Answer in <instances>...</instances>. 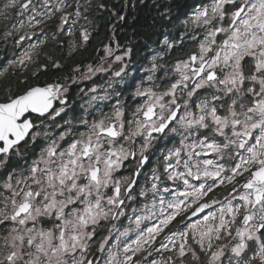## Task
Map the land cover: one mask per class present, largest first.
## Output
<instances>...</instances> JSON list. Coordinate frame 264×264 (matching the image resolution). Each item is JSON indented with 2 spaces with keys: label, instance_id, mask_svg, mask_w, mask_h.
Instances as JSON below:
<instances>
[{
  "label": "snow or ice",
  "instance_id": "snow-or-ice-1",
  "mask_svg": "<svg viewBox=\"0 0 264 264\" xmlns=\"http://www.w3.org/2000/svg\"><path fill=\"white\" fill-rule=\"evenodd\" d=\"M0 8L16 18L4 38L22 49L10 65L22 71L36 63L33 77L49 67L39 59L44 41L26 48L23 42L44 30L25 28L58 19L53 38L72 36L79 26L80 40L90 39L92 0H4ZM159 15L171 22L170 8ZM174 27L183 29L180 39L165 38L139 80L125 63L132 48L115 55L118 42L104 45L119 64L109 87L113 77L117 87H132L131 104L123 89L90 97L89 105L114 99L103 106L109 112L82 107L83 115L56 123L69 107V81L107 72L103 67L86 65L89 76L79 80L3 88L0 264H185L189 256L192 264H264V0H206ZM189 39L194 48L161 63ZM69 48L76 51L77 42ZM51 66L61 68L59 61ZM7 73L3 68L0 77ZM49 125L53 131L45 130ZM12 161L24 163L9 170ZM128 161L135 170L120 177ZM142 175L150 187L138 195L152 199L135 216V229L120 232L112 223L92 251L101 223L126 215Z\"/></svg>",
  "mask_w": 264,
  "mask_h": 264
},
{
  "label": "flooded vegetation",
  "instance_id": "flooded-vegetation-1",
  "mask_svg": "<svg viewBox=\"0 0 264 264\" xmlns=\"http://www.w3.org/2000/svg\"><path fill=\"white\" fill-rule=\"evenodd\" d=\"M141 0H96L95 2L92 1L93 4V10L89 14V21H91V24L89 27V32L91 33L90 39L88 42H83L79 38V32L80 29H75V32L72 36L64 34L57 35L54 39L50 40L51 37L49 35H45L49 40L42 46L40 45L38 47V51L41 52L40 61L44 63H48L49 67L47 70H43L40 73H38L36 76H31V73L29 70L25 71H17L13 72V70L8 71V73L4 77H0V96H2V90L7 85H11L13 89H17L19 87L20 90H23L24 88L28 86L33 85H43L44 83H51L57 79V77H60L63 81L64 79L68 77H73L75 80H79V78L84 76H89L88 69L86 65H92L95 67H107L108 71L110 72V62L114 61L113 57H107L106 52L103 51L104 45H110L111 47L115 48L116 43L118 42L122 47L121 49H118L115 53V55L122 54L123 50L127 47L132 48V54L130 57V62L128 59L125 60V63H129V72L139 73V68L142 65V63H149L145 62L146 56H149V60L153 52H157L158 50H163L165 48V45L162 44L163 40L167 38L170 42L175 41L174 38L171 36L170 29H167L168 31L164 30V33L162 34L161 38L158 41H146L144 46L141 44V38L136 36L134 33V29L131 28L132 23L131 20L137 18L132 17V7L134 4V13L137 14V10L139 9V3ZM104 4V9H99L96 7V5ZM114 13L122 15L125 17L124 20H117L116 15ZM115 29L113 32L112 29ZM183 30V29H182ZM46 32L52 34L57 31V29H46ZM180 36L178 37L179 40ZM75 40L77 42V48L76 51L70 53L69 48V42ZM14 42L13 38L12 41ZM26 42V41H25ZM23 42V43H25ZM185 44H189L190 49L194 48V45L191 43L190 39L184 41V48L179 49V52L184 51L186 52L188 48L185 46ZM143 46V47H142ZM10 47V46H7ZM13 47V46H11ZM142 47V48H141ZM145 47V49H143ZM19 48V47H18ZM187 48V50H186ZM143 49V51H141ZM81 52L86 53L84 57H82L81 60H79V54ZM47 54L48 57H51V60H48L45 56ZM3 55V50L0 47V57ZM170 54H165V60H162L161 63H167L170 65L174 59ZM179 56V55H178ZM101 57H104L105 59H101ZM171 58V59H170ZM59 61L61 68L57 70L55 67H52L51 65ZM77 65H79V70L77 72H72V69L76 68ZM110 77V74L108 72H97L94 75H90V78L79 80L78 84H73L72 81H69L72 86L69 88V94H68V100H69V107L66 114H63V119H57L56 123L62 124L63 120L72 119L76 116H81L83 113L80 111L82 107L86 108L87 111L91 112L94 109H96V106L89 105L85 102L88 98V89L92 87L100 86L104 83L108 84V78ZM27 78L28 83L24 84L23 81ZM128 85H133L135 81H127ZM85 89L86 94H79L80 89ZM124 91L123 98H129V94L127 91L131 90V86H126L124 84V88H122ZM110 90V87H107V91ZM121 89H119L120 91ZM96 92V91H95ZM59 106V105H57ZM98 110V109H96ZM47 131H53L52 126L49 125L45 129ZM61 129L54 130V134H58ZM170 145V143H169ZM43 144H39L36 147V154L39 153L40 147H42ZM31 158H35V156H32ZM155 162V158H153V163ZM24 161H12L9 165V170H11L12 167H18L19 165H22ZM153 163H150L145 168V173L148 171L149 166H151ZM135 170V162L134 161H128L125 165V168L120 171L119 176L120 177H128L132 174V171ZM3 174V173H0ZM144 179V175H142L139 178V184L136 188V190L133 192V199L126 200V205L124 211L127 214V210L134 207L137 203V191L142 183V180ZM222 191V189L220 190ZM123 217H120V222L123 221ZM119 221H105L102 222L99 228V235L96 237V241H99L103 238V236L107 235V229L110 224L116 223L118 224ZM3 233L0 232V235ZM92 251H96L94 247L92 248Z\"/></svg>",
  "mask_w": 264,
  "mask_h": 264
},
{
  "label": "rangeland",
  "instance_id": "rangeland-1",
  "mask_svg": "<svg viewBox=\"0 0 264 264\" xmlns=\"http://www.w3.org/2000/svg\"><path fill=\"white\" fill-rule=\"evenodd\" d=\"M92 1L95 2L96 0H92ZM3 2H4V0H0V5H2ZM21 2H22V0H21ZM2 10L3 9L0 8V11H2ZM8 11H9V16L8 17H4V16L0 15V47L3 50V55H2V57H0V70H2L5 67H8V71L13 70V72H17L16 71V67L15 66H11L10 62L15 60L20 55V52L22 51V49L20 47L18 48V46L14 42H12V43L10 42V40L12 41V38L5 39L4 36H3L4 31L11 30L12 24L9 23L8 21L11 20V21L15 22V19H16L14 14H13V12H12V10H8ZM58 22H59L58 19H54L53 21H48L45 24H41V25H39L38 27H35V28H25L24 31H27V32L35 31L37 33H40V29L42 28L44 30V34L43 35H39L38 37H34L31 41H27L26 40V42L23 43L24 47L26 48L28 43H38V40H43L44 44H45L47 41H49V40H46L48 38L45 35H49L51 37L50 40L54 39L53 38V33L50 34V33L46 32L45 30L46 29H52V30L56 29L55 25L58 24ZM81 23H84V22H81ZM77 29H80V27L77 26ZM20 34H23V33L21 32ZM7 46H10V47H7ZM11 46H13V47H11ZM158 51H160V50H158ZM154 54H155V52H153L152 55H154ZM149 61H150L149 60V56H146L145 62H149ZM110 65L112 66L110 68V72L109 71H107V72L110 74V77H111L112 76V72L118 70L119 64L118 63H113V61H112V62H110ZM147 67H149V63H142V65L139 68V73L140 74H138V73L134 74L132 71L130 72V74L135 76L136 79L139 80L141 78V76L143 75V69H146ZM36 68H37V64L36 63H29L26 66V68L23 69V71L29 70V72L32 73V72H34L36 70ZM105 69H108V68L105 67ZM110 77L108 78V84L104 83V84H102L100 86H97L96 87V92H88V98H87V100H85V102L87 104H89L88 101H89L90 97H92V96H102L106 92L107 93H112V89L113 88H116L117 91H119V89L124 88V84H121L119 87H117L116 86V79L117 78L113 77L111 79L112 87H110V90L107 91V87H109ZM131 91H132V87H131L130 91H127L128 94ZM122 99L127 101L128 104H131V102H132L130 98H123L122 97ZM112 103H115L114 99L111 100V101H93L90 105L96 106L97 104H99V105H101V107H103L105 104H112ZM98 111L99 110H97V112ZM103 111L104 112H109L110 109L107 108V107H103ZM169 146H171V144ZM155 166L156 165H155V162H154L151 166H149L148 171L146 172V174L150 175V171L149 170L151 168L155 167ZM145 187H150V183H146L145 176H144V179L142 180V183L140 184L137 192H139V190L141 188H145ZM220 190L221 189H217L218 192H220ZM151 199H152V194L151 193H148V199H145L144 197H140L138 195V193H137V203H136V205L134 207H132L131 209H128L126 211L127 214L123 217V221H121V222L119 221L118 222V224H117L118 231L123 232L125 229H135V224H134L135 216L144 214L143 211H142L143 206L146 203L147 204H151ZM145 223H149V221H145ZM174 224H175V222H174ZM110 225H109V227H110ZM143 226L144 225L142 224L141 227H143ZM128 235L130 237L134 238L135 233H134V231H129ZM112 242L115 243L114 240ZM98 244H99V241L95 240V243H94V246H93L94 249H96V246ZM136 259H139V256H137ZM185 264H192V259H191L190 256L185 261Z\"/></svg>",
  "mask_w": 264,
  "mask_h": 264
},
{
  "label": "trees",
  "instance_id": "trees-1",
  "mask_svg": "<svg viewBox=\"0 0 264 264\" xmlns=\"http://www.w3.org/2000/svg\"><path fill=\"white\" fill-rule=\"evenodd\" d=\"M201 2H206V0H143V3L140 1L137 14L134 13L135 9L133 4L132 17L136 15L137 18L131 20V28L134 29V34L141 38V44L143 46L146 41H158L164 33V30L168 31L167 29H170L171 36L176 40L182 28L174 27V25H178L179 20L183 19L187 13ZM164 8L171 9V22L168 17L162 18L159 15L164 11ZM185 46L188 50L190 49L189 44H185ZM179 54L178 49L177 51H172L170 57L174 58ZM79 55V60H81L86 53L81 52Z\"/></svg>",
  "mask_w": 264,
  "mask_h": 264
},
{
  "label": "water",
  "instance_id": "water-1",
  "mask_svg": "<svg viewBox=\"0 0 264 264\" xmlns=\"http://www.w3.org/2000/svg\"><path fill=\"white\" fill-rule=\"evenodd\" d=\"M127 3H128V0H127Z\"/></svg>",
  "mask_w": 264,
  "mask_h": 264
}]
</instances>
